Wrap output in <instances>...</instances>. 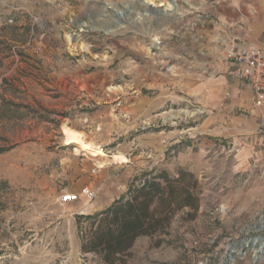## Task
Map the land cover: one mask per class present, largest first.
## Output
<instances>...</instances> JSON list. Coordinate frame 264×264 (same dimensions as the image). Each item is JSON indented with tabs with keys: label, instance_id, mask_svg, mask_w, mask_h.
Wrapping results in <instances>:
<instances>
[{
	"label": "rangeland",
	"instance_id": "rangeland-1",
	"mask_svg": "<svg viewBox=\"0 0 264 264\" xmlns=\"http://www.w3.org/2000/svg\"><path fill=\"white\" fill-rule=\"evenodd\" d=\"M222 1L175 0L176 10L167 11L164 0H0V264H105L83 250L91 230L85 217L93 215L56 202L61 159L76 155L64 146L70 131L111 157L128 154L122 165L136 164V172L122 196L163 170L173 177L185 170L197 182L199 208L176 212L116 264H264V176L241 164L232 138L203 128L207 114L191 100L134 116L124 103L123 112L117 108L125 99H110L112 84L105 98L99 90L86 98L87 86L76 81L82 74L95 82L101 67L123 73L139 65L135 45L146 48L155 73L210 77L208 64L195 65L211 61L202 51ZM119 51L125 60H112ZM139 90L154 99L162 92ZM6 171L10 181L2 183ZM22 174L31 185L55 174L58 195L18 184Z\"/></svg>",
	"mask_w": 264,
	"mask_h": 264
},
{
	"label": "crops",
	"instance_id": "crops-1",
	"mask_svg": "<svg viewBox=\"0 0 264 264\" xmlns=\"http://www.w3.org/2000/svg\"><path fill=\"white\" fill-rule=\"evenodd\" d=\"M209 25L210 28L206 32L210 40L209 47L202 52H207L205 55L211 57L209 58L211 61L195 62V67L202 63L204 66L208 64L209 68L214 70L210 77L186 71L175 75L155 73L152 71V59L146 48L145 51H141L142 45H135L133 55L141 61L139 65L129 63L127 64L129 69L124 70L123 73H110L101 67L94 73L95 82L84 80L85 76L82 74L76 81L82 91L85 90L83 86H87V95L84 93L86 98L97 90L105 98L107 96L105 88L112 84L114 88L113 93L109 94L110 99L113 102L125 99L119 102L121 105L117 108L123 112L122 103H124L128 114L134 116H152L156 110L168 107L171 102L183 105L187 100H191L196 103L200 112L207 114L202 127L209 133L232 138L233 144L240 146L241 164L252 172L255 170L257 174L264 176V106L256 107L251 88L226 73L219 60L220 45L235 39L248 46L264 49V0H223L217 7L214 18L210 16ZM211 25L214 29H211ZM214 42L217 43L215 47L212 44ZM119 52L114 54L112 60H125L122 59L125 52ZM128 53H134L132 47L129 48ZM100 60L99 65L105 66L104 59L100 58ZM127 74L131 79L129 83L126 80ZM114 80L118 85L114 84ZM142 88H159L162 92L157 99H154L139 94V89ZM96 100L101 101L97 97ZM112 105L115 109L113 103ZM55 107L58 108L57 105ZM118 153L128 157L125 152ZM60 171L61 175L56 176H62L60 183L64 184V187L59 192L56 202L59 204L60 197L68 193L77 194L79 201L61 206L79 210L82 214L95 215L106 210L127 192L129 184L135 177L136 164L125 166L115 164L107 154L103 157L76 154L74 158L61 159ZM6 172L7 176L2 183L10 181L9 173ZM22 175V180L18 176V184H29L38 192L52 191L55 196L58 195L55 174L33 177L32 185L30 177ZM85 188L90 191V195L82 194Z\"/></svg>",
	"mask_w": 264,
	"mask_h": 264
},
{
	"label": "trees",
	"instance_id": "trees-1",
	"mask_svg": "<svg viewBox=\"0 0 264 264\" xmlns=\"http://www.w3.org/2000/svg\"><path fill=\"white\" fill-rule=\"evenodd\" d=\"M188 178L192 179L189 184ZM136 183L106 210L85 217L91 221V230L83 250L99 254L105 264L120 261L139 237L165 230L179 210L199 208L197 182L185 170H180L176 177L159 171Z\"/></svg>",
	"mask_w": 264,
	"mask_h": 264
},
{
	"label": "built area",
	"instance_id": "built-area-1",
	"mask_svg": "<svg viewBox=\"0 0 264 264\" xmlns=\"http://www.w3.org/2000/svg\"><path fill=\"white\" fill-rule=\"evenodd\" d=\"M219 60L221 66L243 83L247 84L254 94L256 107L264 106V49L255 48L235 39L223 42L219 47ZM229 94H227L228 96ZM82 194L90 195L85 188ZM79 195L68 193L59 199V204L79 201Z\"/></svg>",
	"mask_w": 264,
	"mask_h": 264
},
{
	"label": "bare ground",
	"instance_id": "bare-ground-1",
	"mask_svg": "<svg viewBox=\"0 0 264 264\" xmlns=\"http://www.w3.org/2000/svg\"><path fill=\"white\" fill-rule=\"evenodd\" d=\"M168 5L169 8L167 9V11H173L176 10V3L175 0H164ZM146 4V3H145ZM148 10L144 11V14L147 15ZM120 16V14H119ZM122 25H119V27ZM96 28V27H95ZM105 31H107V33H113L114 29L108 28ZM66 146H74V152L75 154H83L85 155H89V156H105L106 153L96 145V143L92 142V141H87L85 139V137L79 133L76 132H69L68 133V137L67 140L65 142ZM112 161L116 163L123 164V163H128L129 159L127 158V156H125L124 154H115L111 157ZM261 224H264V219L261 221Z\"/></svg>",
	"mask_w": 264,
	"mask_h": 264
},
{
	"label": "water",
	"instance_id": "water-1",
	"mask_svg": "<svg viewBox=\"0 0 264 264\" xmlns=\"http://www.w3.org/2000/svg\"><path fill=\"white\" fill-rule=\"evenodd\" d=\"M148 12H149V11H148ZM116 14H117V15H119V13H118V12H117Z\"/></svg>",
	"mask_w": 264,
	"mask_h": 264
}]
</instances>
